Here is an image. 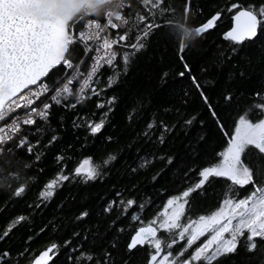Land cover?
<instances>
[{"label":"trees","instance_id":"trees-1","mask_svg":"<svg viewBox=\"0 0 264 264\" xmlns=\"http://www.w3.org/2000/svg\"><path fill=\"white\" fill-rule=\"evenodd\" d=\"M127 3L132 8L125 9L126 13L145 11L137 0ZM234 3L258 8L264 0H191L187 18L185 0H165L164 13L156 17L161 27L146 41L145 49L132 59L127 71L120 64V75L111 87L108 77L113 72L104 67L98 85L95 84L101 90L99 97L85 99L75 109L54 105L47 122L23 127L34 151L29 153L26 147L16 148L11 144L9 162L0 166L3 169L0 231L16 217H27L0 241V251L8 250L12 254V264L17 261L26 264L25 257L19 255L21 252L33 257L52 244H57V248L49 264H89L84 258L76 260L81 251L97 257L110 252L114 264H125L132 229L156 218L171 194L194 189L200 170L221 159L239 117L257 101L264 103V36L255 43L236 45L222 35L231 24L232 12L227 9ZM216 12L221 17L213 29L194 40L183 36L186 29H196ZM80 30L82 26L77 23L75 32ZM123 32L124 29H119L117 35ZM134 42L133 34L115 51L121 52ZM181 44L186 45L183 51ZM84 56L83 47L77 46L76 62ZM86 61L87 67L88 58ZM181 72L185 75L180 76ZM64 74L65 70L61 69L48 82ZM193 77L202 86L208 103L197 90ZM87 95L91 96V92ZM229 96L231 99H226ZM112 97L115 101L104 127L101 132L91 134L85 121L98 122L107 108L98 110L96 105ZM75 102L73 97L67 100V103ZM258 112L253 109L250 118L258 119ZM149 124H153L152 129L148 128ZM52 136L58 139L49 144ZM58 156L65 157L61 165L57 164ZM89 158L93 165L100 166L97 179L84 183L75 177L57 188L49 200L38 199L40 190L61 166L66 165V174L71 173ZM106 160L109 163L104 164ZM242 161L264 175V154L258 150H247ZM229 183L226 178L213 177L210 183L193 191L188 198L187 219L217 209ZM20 187L26 190L17 197L14 192ZM252 190V185L243 189L236 186L240 196ZM128 199H134L136 204L126 212L128 206L122 202ZM110 205L112 210L105 211ZM81 213L87 216L81 217ZM133 214H138L140 221L133 222ZM257 243V249L252 251L241 244L237 253L221 258L219 264H263L264 243L259 238ZM150 250L145 246L136 251L134 255L139 259L132 264H147Z\"/></svg>","mask_w":264,"mask_h":264},{"label":"snow or ice","instance_id":"snow-or-ice-1","mask_svg":"<svg viewBox=\"0 0 264 264\" xmlns=\"http://www.w3.org/2000/svg\"><path fill=\"white\" fill-rule=\"evenodd\" d=\"M137 2L145 9L143 13H126L125 9L130 10L132 4L124 0H0V122L4 123L0 127V166L9 162L8 158L13 151L11 144H15L16 148L26 147L29 153L34 151L28 134L23 132L24 126L35 127L38 122H47L54 105L75 109L85 99L99 97L101 90L92 85H98L99 75L104 67H109L113 72L108 77V87L120 75V64L127 71L132 59L145 49L146 41L161 27L156 22V17L166 9L163 6L165 0ZM105 5H113L115 10L105 11L103 17L106 22L101 24L99 9ZM237 8L239 10L232 17L234 25L224 34V38L236 45L261 41L264 36V4L258 8H243L234 3L227 11L232 12ZM190 11L191 0H185L186 18ZM88 16L94 19L85 22ZM218 19L220 13L216 12L197 27L195 30L198 36L214 28ZM77 23L82 26L78 33L75 32ZM109 28L124 29V32L118 39H113L108 35ZM133 34L134 43L127 45L121 52L114 50ZM77 46L83 47L85 55L90 52L98 54L92 57L94 62L87 72L81 71L83 60L76 62ZM185 47L186 45L181 44V51ZM101 52L103 55H99ZM61 69L65 70V74L49 83ZM185 69L190 72L187 64ZM67 70L72 71L67 74ZM184 75V72L180 73V76ZM193 82L205 103H208L202 86L194 77ZM89 91L91 96L87 95ZM69 97H73L76 102L67 103ZM114 101L115 97H112L96 105L98 110L107 108V111H102L98 122L95 119L85 121L91 134L101 132ZM255 108L259 110L258 119L250 118L251 108L239 117L227 149L220 154L222 159L200 170V179L194 189L183 191L182 196H172L163 206L157 220H152L147 226L132 229L133 234L125 250L128 255L125 264H132L133 259L138 260L139 257L134 256V253L145 246L151 249L147 264H219L221 258L237 253L241 244L252 251L258 247L257 238L264 243V175L256 173L242 161L247 150L255 149L264 154V103L255 105ZM18 110L23 115L18 114ZM185 123L191 124V121ZM161 126L165 131L168 130L162 122ZM152 127L153 124L148 125L149 129ZM57 139L58 137L52 136L49 144ZM64 159L65 157L58 156L57 164L61 165ZM107 163L108 160L104 161V164ZM2 170L0 167V171ZM100 174V166L93 165L91 158L84 159L71 173L66 174V165H63L56 176L40 190L38 199L49 200L55 195L57 188L75 177H80L82 182L87 183L97 179ZM213 177L226 178L231 182L227 184L221 206L210 215L187 219L185 208L189 202L185 198L210 183V178ZM246 185H252L253 190L241 197L235 186L243 189ZM25 190L20 187L14 195L19 197ZM122 203L128 206L127 212L136 201L128 199ZM111 210L112 205L105 209L109 212ZM84 216L87 213H81V217ZM182 218L186 222H182ZM26 220L27 217L20 215L11 221L0 231V241H4L15 227ZM132 220L138 222L140 216L133 214ZM181 241L183 244H180ZM65 243L70 244V241ZM56 248L57 244H52L33 257H28L25 252L19 255L25 257L26 264H49L53 260L49 253ZM81 258L86 259L89 264H114L110 252L97 257L94 253L81 251L76 260ZM0 264H12V254L8 250L0 251Z\"/></svg>","mask_w":264,"mask_h":264},{"label":"rangeland","instance_id":"rangeland-1","mask_svg":"<svg viewBox=\"0 0 264 264\" xmlns=\"http://www.w3.org/2000/svg\"><path fill=\"white\" fill-rule=\"evenodd\" d=\"M125 1H127V0H124V2H125ZM109 6L112 7V5H108V6L105 5V6L101 7V8H100V12H103V11L107 10V8H108ZM92 18H94V17H92ZM183 30H185L184 27H183ZM185 31H186V33L189 32V31H187V29H186ZM183 33H184V32H183ZM186 33H184L183 36H184L185 38H188V35H186ZM81 60H83L84 62H87L85 58H82ZM89 61H90V60H89ZM87 65H89V62L87 63ZM86 68H87V67H86V66L84 65V63H83V64L81 65V71L84 70V69H86ZM71 71H72V70H69V73H70ZM69 73H68V74H69ZM259 102H260V100L257 101L256 103H257V104H260ZM256 103H255V105H257ZM255 105L252 106V107H250V108H251L252 110L255 109ZM250 108H249V109H250ZM238 123H239V119H238V121H237V123H236V126H237ZM236 126H235V127H236ZM234 131H235V129H234ZM233 135H234V132H233ZM233 135H232V136H233ZM232 136H231V138H232ZM231 138H230V140H231ZM229 143H230V142H229ZM229 143H228V145H229ZM228 145L226 146V148H225L221 153H223V152L227 149ZM221 159H222V156H221ZM82 162H83V161H82ZM82 162H81V163H82ZM235 187H236V186H235ZM187 190H188V189H187ZM182 193H183V192H181V194H178V195L182 196ZM172 196H177V195H172V194H171L169 198H171ZM223 196H224V195H223ZM244 196H245V195H244ZM241 197H243V195H241ZM169 198H168V199H169ZM224 198H225V197H224ZM224 198H223V199H224ZM168 199H167V200H168ZM185 199H186V198H185ZM222 201H223V200H222ZM222 201H221V204H222ZM166 202H167V201H166ZM166 202L164 203V205L166 204ZM221 204H220V206H221ZM217 209H218V208H217ZM217 209H215V210H213V211H216ZM162 211H163V207H162V209L160 210V213H161ZM213 211H212V212H213ZM212 212H210L209 214H199V215H196V216L191 217V218H189V219H193V220H194V219H198V217H199L200 215H210ZM160 213H159V214L156 216V218H154L153 220H157V218L159 217ZM185 214H186V218H187V205H186V208H185ZM182 222H186V220H185L184 218H182ZM147 224H148V223H144L143 225H147ZM141 226H142V225H141ZM154 226H155V225H154ZM226 235H227V234H226ZM201 239L203 240L204 238L202 237ZM150 251H151V250H150ZM263 264H264V263H263Z\"/></svg>","mask_w":264,"mask_h":264},{"label":"built area","instance_id":"built-area-1","mask_svg":"<svg viewBox=\"0 0 264 264\" xmlns=\"http://www.w3.org/2000/svg\"><path fill=\"white\" fill-rule=\"evenodd\" d=\"M107 10H115L114 8H113V5H112V7L111 6H109L108 8H107ZM107 10H105V11H107ZM104 11V12H105ZM99 12H100V9H99ZM104 12H100V14H101V17H100V23L101 24H104L106 21H105V18L103 17V13ZM90 19H94V18H92V16H88L87 17V20H90ZM108 35L111 37V38H113V39H118L119 38V36L117 35V30H113V29H111V28H109L108 29ZM115 50V49H114ZM96 55H98L96 52H90L88 55H85L84 56V58L86 59V58H88V62H89V65L87 66V68L85 69V71L87 72L88 71V69H89V66L94 62L93 61V59H92V57H94V56H96ZM99 55H103V53L101 52V53H99ZM90 60V61H89ZM71 73V72H70ZM69 73V74H70ZM79 87V85L77 84L76 85V88H78ZM92 87H95V84H93L92 85ZM88 93H90V92H88ZM45 100H46V102H47V98H45ZM18 114H20V115H23V113L22 112H19V110H18ZM10 122H8V124L10 125L11 124V120H9ZM4 126V124H2V127Z\"/></svg>","mask_w":264,"mask_h":264},{"label":"water","instance_id":"water-1","mask_svg":"<svg viewBox=\"0 0 264 264\" xmlns=\"http://www.w3.org/2000/svg\"><path fill=\"white\" fill-rule=\"evenodd\" d=\"M214 14H215V13H214ZM214 14H213V15H214ZM210 17H211V16H210ZM210 17H209V18H210ZM220 17H221V14H220ZM209 18H207V19H209ZM207 19H206V20H207ZM206 20H205L204 22L200 23L197 27L203 25V24L206 22ZM218 20H219V19H218ZM218 20H217V21H218ZM217 21L215 22V24L217 23ZM233 25H234V23H233ZM233 25H232V27H233ZM197 27H196V28H197ZM232 27L228 28L227 30H225V31L223 32V34H222L223 37H224V34H225L226 32H228ZM212 29H213V28H212ZM209 30H211V29H209ZM209 30H207L206 32H208ZM141 227H144V226H141ZM50 246H51V245H50ZM50 246H48V247H50ZM48 247H47V248H48ZM47 248H46V249H47ZM46 249H44V250H46ZM42 251H43V250H42ZM52 252H53V251H52ZM52 252H50L49 254L53 257L54 254H52ZM38 254H39V253H38ZM38 254H37V255H38Z\"/></svg>","mask_w":264,"mask_h":264},{"label":"clouds","instance_id":"clouds-1","mask_svg":"<svg viewBox=\"0 0 264 264\" xmlns=\"http://www.w3.org/2000/svg\"><path fill=\"white\" fill-rule=\"evenodd\" d=\"M188 33L189 40H194L198 36L194 28H190Z\"/></svg>","mask_w":264,"mask_h":264},{"label":"flooded vegetation","instance_id":"flooded-vegetation-1","mask_svg":"<svg viewBox=\"0 0 264 264\" xmlns=\"http://www.w3.org/2000/svg\"><path fill=\"white\" fill-rule=\"evenodd\" d=\"M243 8H246V7H243ZM238 10H239V8L232 10L231 17H233V16L235 15V12L238 11ZM233 23H234V21L231 19V24L228 26V28L232 27ZM228 28H227V29H228ZM227 29H226V30H227ZM191 193H192V192H191ZM191 193H190V195H191ZM190 195H189V196H190ZM188 198H189V197H187L186 199L188 200ZM222 200H223V199H222ZM53 251H54V250H53ZM52 254H54V253L52 252ZM134 256H135V255H134ZM53 258H54V256H53ZM135 260H136V259H133V262H135Z\"/></svg>","mask_w":264,"mask_h":264},{"label":"bare ground","instance_id":"bare-ground-1","mask_svg":"<svg viewBox=\"0 0 264 264\" xmlns=\"http://www.w3.org/2000/svg\"><path fill=\"white\" fill-rule=\"evenodd\" d=\"M125 2H127V1H125ZM106 6H108V5H106ZM142 226H147V225H142ZM141 227V226H140Z\"/></svg>","mask_w":264,"mask_h":264}]
</instances>
